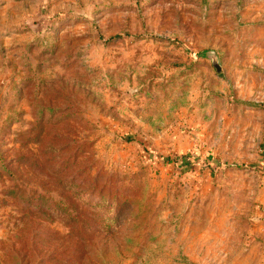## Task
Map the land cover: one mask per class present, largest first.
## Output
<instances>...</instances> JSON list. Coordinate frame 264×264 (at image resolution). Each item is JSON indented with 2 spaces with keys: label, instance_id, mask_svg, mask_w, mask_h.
<instances>
[{
  "label": "rangeland",
  "instance_id": "obj_1",
  "mask_svg": "<svg viewBox=\"0 0 264 264\" xmlns=\"http://www.w3.org/2000/svg\"><path fill=\"white\" fill-rule=\"evenodd\" d=\"M0 264H264V0H0Z\"/></svg>",
  "mask_w": 264,
  "mask_h": 264
},
{
  "label": "water",
  "instance_id": "obj_2",
  "mask_svg": "<svg viewBox=\"0 0 264 264\" xmlns=\"http://www.w3.org/2000/svg\"><path fill=\"white\" fill-rule=\"evenodd\" d=\"M212 64H213L215 70L217 72H219L220 71V65L218 64L217 59L213 56H212Z\"/></svg>",
  "mask_w": 264,
  "mask_h": 264
}]
</instances>
